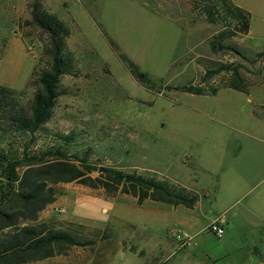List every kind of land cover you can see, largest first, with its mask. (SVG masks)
Segmentation results:
<instances>
[{"label":"rangeland","instance_id":"374dc122","mask_svg":"<svg viewBox=\"0 0 264 264\" xmlns=\"http://www.w3.org/2000/svg\"><path fill=\"white\" fill-rule=\"evenodd\" d=\"M31 1L0 0V85L24 92L23 104L34 93V71L46 65L44 42L25 24ZM202 1L44 0L70 30L78 74L63 77L64 93L33 150L61 147L97 167L154 175L201 198L193 209L138 206L128 195L59 184L40 220L94 244L34 264L263 263L264 0H242L251 11L249 33L221 40L225 47L216 51L212 43L231 26L210 22ZM110 40L153 86L134 78ZM222 63L240 66L245 92L225 88L232 73L206 77ZM184 85L220 90H176ZM13 138L16 147L30 140ZM215 221L221 238L211 230ZM174 231L191 242L182 246Z\"/></svg>","mask_w":264,"mask_h":264},{"label":"trees","instance_id":"16d2710c","mask_svg":"<svg viewBox=\"0 0 264 264\" xmlns=\"http://www.w3.org/2000/svg\"><path fill=\"white\" fill-rule=\"evenodd\" d=\"M202 2L200 8L210 22L223 23L226 28L231 26L212 43L215 51L225 47L221 40L237 33H249L251 15L248 10L235 5L232 0ZM28 8L30 17L25 24L35 29L44 42L46 65L34 71L29 83L34 93L26 104L21 102L24 92L0 85V264L39 263L66 256L73 247L94 244L93 240H79L70 232L40 220L41 213L57 201L55 186L59 184L78 183L91 189H102L109 198L128 195L136 199L138 206L151 201L193 209L200 201V194L166 179L136 170L100 168L85 157L71 156L61 147L33 150L37 134L52 120L57 100L64 93L63 77L77 76L78 70L66 23L46 9L44 0H32ZM110 43L139 83L149 87L154 85L113 40ZM222 72L232 73L229 81L224 82L225 88L246 91L248 86L240 66L233 63H222L209 70L206 77L212 78ZM176 90L215 96L220 89L215 87L208 91L203 86L184 85ZM16 134L27 135L30 140L16 147L18 142L13 138Z\"/></svg>","mask_w":264,"mask_h":264},{"label":"built area","instance_id":"2783aa9c","mask_svg":"<svg viewBox=\"0 0 264 264\" xmlns=\"http://www.w3.org/2000/svg\"><path fill=\"white\" fill-rule=\"evenodd\" d=\"M56 211L58 212V213H64L65 212V210L64 209H56ZM211 230H212V232H214L215 234H216V236H218L219 238H221L222 236H223V234H224V230L222 229V227L219 225V221H215L212 225H211ZM173 236L176 238V240L177 241H179V242H181L182 243V246H186V245H188L190 242H191V240H192V238L188 235V234H186V233H184V234H182L181 232H179V231H174L173 232Z\"/></svg>","mask_w":264,"mask_h":264},{"label":"crops","instance_id":"0c3cea01","mask_svg":"<svg viewBox=\"0 0 264 264\" xmlns=\"http://www.w3.org/2000/svg\"><path fill=\"white\" fill-rule=\"evenodd\" d=\"M232 1H233V3L235 5H238V6L242 7V8H244V9L248 10L249 12H251L250 9L247 8L248 7L247 6L248 4L246 2H243L242 0H232ZM258 231H259V233L261 235L260 241L262 242V244H264V228H259ZM254 248L257 249L258 247L255 246ZM256 256L259 257L261 255H256ZM113 264H116V262H114ZM262 264H264V260H263V263Z\"/></svg>","mask_w":264,"mask_h":264},{"label":"water","instance_id":"95a60500","mask_svg":"<svg viewBox=\"0 0 264 264\" xmlns=\"http://www.w3.org/2000/svg\"><path fill=\"white\" fill-rule=\"evenodd\" d=\"M263 63H264V55H263V57H262V59H261L260 66H262Z\"/></svg>","mask_w":264,"mask_h":264}]
</instances>
